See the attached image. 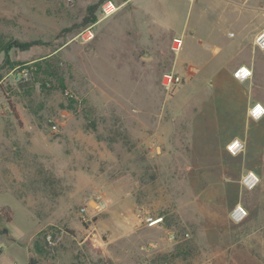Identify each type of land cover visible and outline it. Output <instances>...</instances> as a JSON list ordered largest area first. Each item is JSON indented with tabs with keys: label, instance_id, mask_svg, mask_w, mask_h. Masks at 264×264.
Instances as JSON below:
<instances>
[{
	"label": "rangeland",
	"instance_id": "obj_1",
	"mask_svg": "<svg viewBox=\"0 0 264 264\" xmlns=\"http://www.w3.org/2000/svg\"><path fill=\"white\" fill-rule=\"evenodd\" d=\"M146 2L0 0V46L41 43L0 51V264H264V121L208 86L223 56L264 57L261 13L235 10L264 0Z\"/></svg>",
	"mask_w": 264,
	"mask_h": 264
},
{
	"label": "crops",
	"instance_id": "obj_2",
	"mask_svg": "<svg viewBox=\"0 0 264 264\" xmlns=\"http://www.w3.org/2000/svg\"><path fill=\"white\" fill-rule=\"evenodd\" d=\"M151 1V0H150ZM138 4L141 5L147 12L151 13L152 9L151 6L146 2V0H137ZM235 10L238 11V13L242 16V18H249L250 16H253L256 14L259 16L261 13L262 19L260 21V24L253 29L252 35L248 38L249 42L251 43V46L253 49H256L260 51V53H264V51L259 50L254 45V38L255 36L264 29V9L262 12H257L252 4L250 3H240L235 5ZM253 11V13H251ZM229 34H232V36H229ZM227 36L229 38H235V35L232 32H228ZM245 37L243 40L240 41L239 46L241 47V44L244 43ZM233 52V51H232ZM257 52V51H256ZM258 53V52H257ZM211 61H213V56H210L207 58V60L203 63V68L209 67L211 64ZM264 65V57L260 56V58H257L255 55H250V57H242L239 53L234 51L229 56L223 58H220V63H218V67L214 69L213 71L210 70V83H208V86H210L209 89L214 90H221L224 91L223 95L225 100L233 103L232 105L224 104L226 107L230 106L231 109H237L243 116L247 117V110L253 106L254 104H260L264 107V72H261L262 69L260 68L261 65ZM247 67L251 70L252 75L244 81H239L234 78L233 73L234 71L239 67ZM232 83V84H231ZM231 85H239L240 87H230ZM241 85H244L243 87ZM256 87H259L260 92H256L258 89ZM247 88V89H245ZM259 91V90H258ZM236 97V100L234 99ZM227 103V102H226ZM221 106V105H220ZM248 120H250L248 118ZM251 121V120H250ZM264 121V116L258 120V121H252V122H259ZM4 207V205L0 206Z\"/></svg>",
	"mask_w": 264,
	"mask_h": 264
},
{
	"label": "built area",
	"instance_id": "obj_3",
	"mask_svg": "<svg viewBox=\"0 0 264 264\" xmlns=\"http://www.w3.org/2000/svg\"><path fill=\"white\" fill-rule=\"evenodd\" d=\"M117 9H118L117 5H115V3H113L112 1H107L102 6V12L104 14H107V15L114 13ZM88 34H91V32H88ZM229 36H232V34H229ZM176 41L178 43V47H180L181 41H179V40H176ZM254 45L259 50L264 51V29L261 30L255 36ZM17 74H18V72H17ZM19 74L21 76L25 75L26 74L25 68L21 69L19 71ZM251 75H252L251 70L248 69L247 67H244V66L237 68L233 73L234 78L239 80V81L247 80ZM163 79H164L168 88H172L173 86L181 84V78L179 76L174 75V74H165ZM1 111H2V105L0 103V112ZM247 116L251 121L260 120L264 116V107L260 104H254L253 106H251L247 110ZM54 128L55 127L53 126V129ZM242 147L243 146H242L241 142H239L238 140H233L226 145V150L231 155H235L241 151ZM242 184L245 188H247L249 190L253 189L258 184V177L252 171H249L243 176ZM91 204H92L93 211H96L98 213L104 211V209L106 207L104 201L101 199L100 196H95V198L93 200H91ZM79 213H80V216L82 217L81 219L84 222H87L88 221V218H87L88 207H86V206L81 207L79 209ZM231 215H232V219L234 221H241L247 216V212L240 205H238L233 209ZM46 241H47L48 245H50V246L53 245L51 235L46 236ZM1 254H2V249L0 248V256H1Z\"/></svg>",
	"mask_w": 264,
	"mask_h": 264
},
{
	"label": "trees",
	"instance_id": "obj_4",
	"mask_svg": "<svg viewBox=\"0 0 264 264\" xmlns=\"http://www.w3.org/2000/svg\"><path fill=\"white\" fill-rule=\"evenodd\" d=\"M94 7L89 10L88 16L84 18L83 24H88L92 23L95 20L94 17ZM38 44H41L40 42L36 41H29V42H19V41H14V42H7L6 44L0 46V51L6 52L9 49L16 48L21 51L28 50L29 48L36 46ZM3 76L0 74V81L2 80ZM0 216L2 217H8V212L4 208H0ZM9 219V218H6ZM34 260L30 259L29 263H33Z\"/></svg>",
	"mask_w": 264,
	"mask_h": 264
}]
</instances>
